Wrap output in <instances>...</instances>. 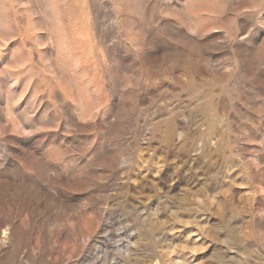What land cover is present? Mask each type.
<instances>
[{
	"label": "rangeland",
	"instance_id": "obj_1",
	"mask_svg": "<svg viewBox=\"0 0 264 264\" xmlns=\"http://www.w3.org/2000/svg\"><path fill=\"white\" fill-rule=\"evenodd\" d=\"M0 264H264V0H0Z\"/></svg>",
	"mask_w": 264,
	"mask_h": 264
},
{
	"label": "bare ground",
	"instance_id": "obj_2",
	"mask_svg": "<svg viewBox=\"0 0 264 264\" xmlns=\"http://www.w3.org/2000/svg\"><path fill=\"white\" fill-rule=\"evenodd\" d=\"M6 235V234H5Z\"/></svg>",
	"mask_w": 264,
	"mask_h": 264
}]
</instances>
